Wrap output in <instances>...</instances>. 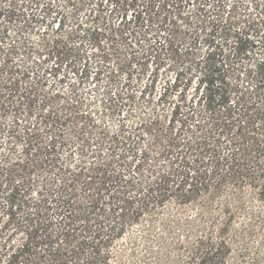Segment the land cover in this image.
<instances>
[{
    "label": "trees",
    "instance_id": "1",
    "mask_svg": "<svg viewBox=\"0 0 264 264\" xmlns=\"http://www.w3.org/2000/svg\"><path fill=\"white\" fill-rule=\"evenodd\" d=\"M256 237L264 0H0V264H257Z\"/></svg>",
    "mask_w": 264,
    "mask_h": 264
},
{
    "label": "rangeland",
    "instance_id": "2",
    "mask_svg": "<svg viewBox=\"0 0 264 264\" xmlns=\"http://www.w3.org/2000/svg\"><path fill=\"white\" fill-rule=\"evenodd\" d=\"M22 126H24V124L20 123V127ZM252 249L255 253L257 264H264V243L259 237L254 238Z\"/></svg>",
    "mask_w": 264,
    "mask_h": 264
}]
</instances>
